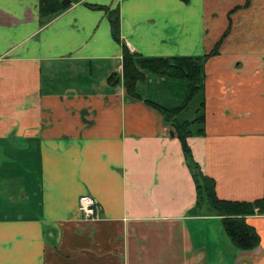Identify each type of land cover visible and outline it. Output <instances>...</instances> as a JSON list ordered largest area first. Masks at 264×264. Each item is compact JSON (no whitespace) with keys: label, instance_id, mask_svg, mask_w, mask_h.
<instances>
[{"label":"crops","instance_id":"1","mask_svg":"<svg viewBox=\"0 0 264 264\" xmlns=\"http://www.w3.org/2000/svg\"><path fill=\"white\" fill-rule=\"evenodd\" d=\"M86 4L119 8L142 58H201L226 34L205 64L206 135L188 144L220 200L264 197V0H80L43 28L39 0H0V169L3 154L38 177L17 202L0 198V264H264V215L247 218L261 244L244 252L222 218L190 214L196 185L181 142L145 103L181 107L180 81L170 78L166 101L167 77L140 82L143 100L111 86L123 50ZM83 196L100 220H83Z\"/></svg>","mask_w":264,"mask_h":264},{"label":"trees","instance_id":"2","mask_svg":"<svg viewBox=\"0 0 264 264\" xmlns=\"http://www.w3.org/2000/svg\"><path fill=\"white\" fill-rule=\"evenodd\" d=\"M64 0H39V22L43 28L70 7H63ZM189 5L191 0H180ZM80 0H72L78 3ZM94 11L106 14L111 27L114 41L123 50L122 76L113 74L108 82L111 86L123 82L128 97L132 100H143L139 83L144 81L147 74L168 77L184 82L188 94L183 106L174 110L167 109L152 101H145L147 105L157 110L170 125L181 142L186 162L192 172L196 185V205L190 214L196 216L199 212L207 215H216L222 218L226 235L241 251L251 252L259 248L261 237L257 230L247 223V218L255 215H264V197L252 202H229L220 200L216 192V182L206 176L200 165L195 161L191 147L188 144L190 137H204L206 135V104L204 94L205 64L220 52L225 35L216 44L215 48L201 58L182 57L172 59L142 58L131 52L122 37V17L120 9L115 10L99 5L86 4ZM194 101L199 102L196 118L193 121L181 120L180 115Z\"/></svg>","mask_w":264,"mask_h":264},{"label":"rangeland","instance_id":"3","mask_svg":"<svg viewBox=\"0 0 264 264\" xmlns=\"http://www.w3.org/2000/svg\"><path fill=\"white\" fill-rule=\"evenodd\" d=\"M105 73H109V69H105L103 70V72H97V77H102L105 76ZM150 76L149 79L150 80H155V83L157 82V80L160 79V76L155 75V74H147V76ZM122 76V75H121ZM147 80V79H145ZM144 80V81H145ZM142 83V82H141ZM174 83V81H172L170 78L167 77V83H162V89L157 90L158 93L162 92L163 97L161 96H157V99H160L162 101H166V98L169 97V95L172 93L168 92L166 90L167 86ZM160 84V82H159ZM177 84V83H174ZM180 87H176V92L178 93V96H180L182 94H188L187 89L185 90V84L184 83H178ZM142 85H144V83H142ZM159 86V85H158ZM140 91L141 88L139 87ZM142 94V92H141ZM187 97V96H186ZM183 105V104H182ZM181 105V106H182ZM196 110H197V101H194L192 104H190L186 109H184L182 111V114L180 115L181 119H187V120H194L196 117ZM1 159H4V165L2 169H0V176L4 175V178L2 179L3 184H5L6 182V177L5 174L7 176V180H9L10 183L12 184H6L5 189H3L0 192V198L4 199V201L9 202L11 199H15V202H17V197L18 195H20L23 191V188L21 185H30V184H25L26 182H30V181H37L38 177H34V172H31L29 169L28 170H24L25 165L16 158H9L8 156H6V159L4 158L3 154H1ZM7 159H9L7 161ZM13 161V163H11ZM12 168H19L18 171H15ZM6 168V169H5ZM224 229V227H223Z\"/></svg>","mask_w":264,"mask_h":264},{"label":"built area","instance_id":"4","mask_svg":"<svg viewBox=\"0 0 264 264\" xmlns=\"http://www.w3.org/2000/svg\"><path fill=\"white\" fill-rule=\"evenodd\" d=\"M78 209L85 221H98L101 219L98 204L89 196H83L80 199Z\"/></svg>","mask_w":264,"mask_h":264},{"label":"water","instance_id":"5","mask_svg":"<svg viewBox=\"0 0 264 264\" xmlns=\"http://www.w3.org/2000/svg\"><path fill=\"white\" fill-rule=\"evenodd\" d=\"M72 4V0H64L62 2L63 7H69Z\"/></svg>","mask_w":264,"mask_h":264}]
</instances>
